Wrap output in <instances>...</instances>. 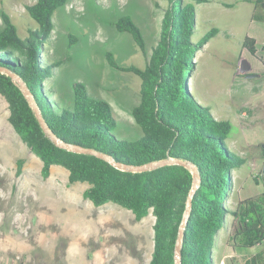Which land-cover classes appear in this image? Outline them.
<instances>
[{
  "label": "trees",
  "instance_id": "obj_1",
  "mask_svg": "<svg viewBox=\"0 0 264 264\" xmlns=\"http://www.w3.org/2000/svg\"><path fill=\"white\" fill-rule=\"evenodd\" d=\"M69 1L34 0L25 3L24 12L19 13L3 9L0 67L25 83L58 140L101 153L125 169L93 153H74L53 142L19 84L0 74V95L8 104V121L42 161V177L49 178L55 165L63 167L70 184L89 185L84 198L96 207L116 204L130 210L137 221L152 214L154 246L149 264H177L179 231L186 215L181 264H218L217 238L227 221L228 241L235 252L247 253L263 246L264 190L232 204L233 171L247 161L227 145L232 122L218 120L188 86L196 53L218 34L213 28L197 43L193 41L196 4L209 0H168L160 37L149 56L144 35L133 18L122 16L116 21V29L130 33L147 56L142 69L120 66L114 55L107 53L113 68L141 80L140 101L132 109L140 129L137 135L123 133L113 107L91 97L82 83H74L73 94L68 97H60L57 90L45 86L60 65L45 56L54 29L53 16ZM254 18L264 21V0L258 1ZM244 48L257 58L254 38L246 37ZM259 60L264 66V59ZM168 160L196 167L199 179L191 169L177 164L143 172L129 170ZM24 163L23 159L17 161V177L23 173ZM260 180L264 189V175ZM254 181L259 184L257 178ZM196 182L198 187L192 192ZM249 264H264V253L254 256Z\"/></svg>",
  "mask_w": 264,
  "mask_h": 264
},
{
  "label": "rangeland",
  "instance_id": "obj_2",
  "mask_svg": "<svg viewBox=\"0 0 264 264\" xmlns=\"http://www.w3.org/2000/svg\"><path fill=\"white\" fill-rule=\"evenodd\" d=\"M258 1L196 4L193 41L197 43L213 28L218 34L196 53L188 86L218 120L232 122L227 145L247 161L233 171L232 204L264 190L260 180L264 175V66L259 60L264 59V21L254 18ZM32 2L0 0V29L3 9L24 12V4ZM167 5L168 0H70L53 16L45 56L60 65L45 86L68 97L73 84L82 83L91 97L113 107L123 133L137 135L140 129L132 109L140 101L141 80L113 68L107 53L120 66L145 68L160 37ZM122 16L132 17L141 29L147 56L130 33L116 29ZM246 37L256 40L257 58L244 48ZM8 116V104L0 95V264H149L155 217L149 214L137 221L130 210L116 204L96 207L84 198L89 185L70 184L63 167L53 166L51 176L44 179L42 161L23 143ZM19 159L25 163L17 177ZM228 235L227 221L217 238L218 264H249L264 252V245L235 252Z\"/></svg>",
  "mask_w": 264,
  "mask_h": 264
},
{
  "label": "water",
  "instance_id": "obj_3",
  "mask_svg": "<svg viewBox=\"0 0 264 264\" xmlns=\"http://www.w3.org/2000/svg\"><path fill=\"white\" fill-rule=\"evenodd\" d=\"M0 74L5 75L7 77H9L13 82H17L19 84V86L22 88L25 97L28 99V101L30 102V105L42 127V129L44 130V132L46 134H48L50 136V138L52 139L53 142H55L57 145L62 146L63 148H65L68 151H72L74 153H81V154H85V153H93L95 154L97 157L104 159L106 161H109L113 166L117 167V168H121V169H125V167H122L120 164L112 161L110 158L104 156L101 153L98 152H94L88 149H84L80 146L77 145H69V144H64L62 143L60 140H58L55 135L52 133V131L50 130V128L48 127V125L46 124L37 104L35 103L33 96L31 95L30 90L28 89V87L25 85V83L14 73H12L11 71L6 70L3 67H0ZM173 165V164H177V165H182L185 166L189 169H191L193 175L195 178L199 179V174L197 172V168L194 166H190L187 165L181 161H175V160H168V161H162L160 163H152L149 165H145V166H139V167H134V168H130L129 170L133 171V172H143L146 170H152L158 166H164V165ZM198 187V182L195 183V185L192 188V192H194ZM191 199L192 196L189 197V206H188V211H190V207H191ZM186 219H187V215L184 218V221L180 227V231H179V241H178V245H177V249H176V263L177 264H181V258H182V240L185 236V225H186Z\"/></svg>",
  "mask_w": 264,
  "mask_h": 264
},
{
  "label": "crops",
  "instance_id": "obj_4",
  "mask_svg": "<svg viewBox=\"0 0 264 264\" xmlns=\"http://www.w3.org/2000/svg\"><path fill=\"white\" fill-rule=\"evenodd\" d=\"M262 253H264V252H259L258 254H262ZM258 254H256V255H258ZM255 255V256H256ZM14 261V260H13ZM5 264H8V263H5ZM10 264H13L12 262L10 263Z\"/></svg>",
  "mask_w": 264,
  "mask_h": 264
}]
</instances>
